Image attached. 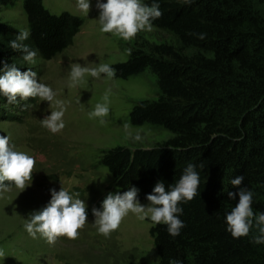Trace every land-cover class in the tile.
Segmentation results:
<instances>
[{"label": "trees", "instance_id": "obj_1", "mask_svg": "<svg viewBox=\"0 0 264 264\" xmlns=\"http://www.w3.org/2000/svg\"><path fill=\"white\" fill-rule=\"evenodd\" d=\"M14 1L0 0V5ZM255 1L263 11L251 0H160L163 15L153 21V29L166 38L141 41L129 49L126 61L112 66L115 79L154 76L155 97L134 103L129 124L170 135L150 149L116 146L103 152L98 165L113 179L112 194L136 187L137 200L146 202L157 182L170 191L189 165L200 175L198 195L181 205L185 226L180 235L170 236L164 224L149 229L158 264L175 258L183 264H264V244L251 242L256 229L236 239L225 223L240 188L253 191L254 213L264 212V0ZM22 9L31 36L21 43L39 49V60L50 61L71 46L82 25L68 12L50 13L42 0H23ZM18 32L0 24V68L5 61L21 71L32 67L22 49L9 47ZM17 103L8 104L0 93V104ZM5 113L0 108V117ZM241 175V185H233L231 180ZM228 192L237 193L235 199ZM107 196L94 209L102 210Z\"/></svg>", "mask_w": 264, "mask_h": 264}, {"label": "rangeland", "instance_id": "obj_2", "mask_svg": "<svg viewBox=\"0 0 264 264\" xmlns=\"http://www.w3.org/2000/svg\"><path fill=\"white\" fill-rule=\"evenodd\" d=\"M23 0H15L13 6L0 5V24L16 30L26 28ZM252 4L263 11L251 0ZM43 6L52 14L63 11L82 20L78 34L71 46L50 61L37 59L30 67L37 73V80L50 86L56 93L54 101H43L39 97L27 100L18 97V103L5 108L10 119L0 117V135L10 137L13 150L23 151L36 158L32 179L26 181L24 189L11 186L0 192V264H158V256L149 229L150 219L140 220L129 213L118 229L109 237L97 231L94 206L105 196L114 193V184L107 169L99 166L103 152L116 146L129 149H150L164 143L170 135L149 125L132 127L129 112L137 101L155 97V78L150 73L127 80L109 78L101 72L99 77L89 73L78 81L71 79L74 64L81 67L98 68L100 64L124 62L129 49L141 41L154 42L166 38L164 33L152 29L141 31L132 40L100 30L97 0H91L89 14L77 8V0H42ZM111 89L108 105L110 112L100 118L90 117L89 112L97 103H104V93ZM30 98L34 100L31 103ZM64 105L65 127L56 133L41 123L58 105ZM19 107V108H18ZM141 140L132 139L125 130ZM67 189L79 193L85 202L87 221L78 229L79 236L69 239L57 238L54 244L39 236L32 237L25 228L33 214L42 211L51 200L49 190ZM147 206L150 201L140 202Z\"/></svg>", "mask_w": 264, "mask_h": 264}, {"label": "clouds", "instance_id": "obj_3", "mask_svg": "<svg viewBox=\"0 0 264 264\" xmlns=\"http://www.w3.org/2000/svg\"><path fill=\"white\" fill-rule=\"evenodd\" d=\"M181 4H191L194 0H178ZM77 8L85 15L89 14L91 0H77ZM96 7L99 9L100 30L111 33L124 40H132L141 31H152L153 21L163 15L160 0H153L149 5L144 0H97ZM200 39L205 38V33L197 34ZM31 36L27 28L21 29L16 34V39L11 40L9 47L23 50V59L30 64L37 63L39 49L30 48L21 42ZM116 69L110 64H100L98 68L81 67L74 64L71 69V79L78 82L85 73L93 77H99L100 73H106L109 78L116 76ZM0 93L7 97V103L18 102L17 96L27 100L29 97H39L43 101H54L55 91L45 83L37 80V73L31 68L24 71L15 64L11 67L4 62L0 68ZM111 89L104 93V103H97L95 108L89 112L90 117L100 118L105 123L110 108L108 105ZM58 105L56 110L51 111L47 118L41 120L44 127L53 133L61 131L65 127L63 120L64 105L60 100H55ZM127 134L134 140H141L139 133L133 135L129 131V125L125 124ZM10 137L0 135V192L7 191L10 185L4 181H13L15 187L24 189L26 181L32 179V171L36 158L23 151H16L14 145L9 144ZM244 176H236L231 180L233 185H241ZM200 175L193 165H189L184 174L170 191L165 190L163 181L157 182L153 193L147 199L151 202L147 208L137 200L138 189L131 187L123 194H109L102 202V210L93 209L96 216L95 224L97 231L104 237H109L113 231L119 228L121 221L130 212L138 219H150L153 224H164L170 236L176 237L181 233L185 222L180 218L183 214L182 203L193 200L198 195ZM79 193H71L62 188L59 191L51 190V200L40 212L32 215L31 220L25 224V228L32 237L39 236L46 239L49 244H54L58 237L66 236L76 239L79 236L78 229L82 228L87 221L85 202L79 198ZM237 193L228 192V196L235 199ZM253 191L240 188L238 191V202L231 211L225 214L226 231L233 238L239 239L248 236L254 228L258 234L251 236L254 244H264V212L254 213L252 208ZM0 249V256H3ZM169 264H183L179 258L170 259Z\"/></svg>", "mask_w": 264, "mask_h": 264}]
</instances>
